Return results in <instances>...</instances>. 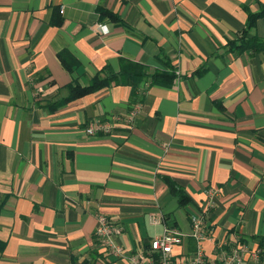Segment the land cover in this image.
I'll use <instances>...</instances> for the list:
<instances>
[{
    "label": "crops",
    "instance_id": "crops-1",
    "mask_svg": "<svg viewBox=\"0 0 264 264\" xmlns=\"http://www.w3.org/2000/svg\"><path fill=\"white\" fill-rule=\"evenodd\" d=\"M263 4L0 0V264H128L166 225L189 231L208 189L217 191L208 255L246 244L264 264V49L231 44L241 40L248 10ZM245 34L264 39V16ZM63 50L81 63L73 73L58 57ZM122 57L150 73L170 61L178 76L169 87L141 84L134 100L130 86L117 85L47 105L68 97L74 78L86 86L107 64L118 71ZM137 104L131 123L86 133L91 122L125 118ZM166 176L191 203L179 205ZM99 213L124 228L117 242L126 257L98 243ZM194 248L185 236L175 253Z\"/></svg>",
    "mask_w": 264,
    "mask_h": 264
},
{
    "label": "built area",
    "instance_id": "built-area-1",
    "mask_svg": "<svg viewBox=\"0 0 264 264\" xmlns=\"http://www.w3.org/2000/svg\"><path fill=\"white\" fill-rule=\"evenodd\" d=\"M98 26L107 27L104 24ZM139 108L140 105L137 104L125 118L116 115L110 120H95L86 126L85 131L88 134L110 133L114 127L113 122L122 120L125 123H131L139 112ZM216 194L215 189L207 190L206 204L199 212L190 216L189 231L184 232L177 227L166 225L164 232L153 238L147 248L140 247L128 256L122 245L117 242L124 228L103 213L97 215L96 239L108 254L116 257L127 256L128 264H246L249 258L253 260V264H262L260 252L251 250L246 244H230L228 247L222 244L216 248L215 255H208L203 242L212 237V227L208 223L207 214L214 205ZM152 221L160 222L155 217H152ZM185 236L195 241V248L179 259L175 253V247L183 244Z\"/></svg>",
    "mask_w": 264,
    "mask_h": 264
},
{
    "label": "trees",
    "instance_id": "trees-1",
    "mask_svg": "<svg viewBox=\"0 0 264 264\" xmlns=\"http://www.w3.org/2000/svg\"><path fill=\"white\" fill-rule=\"evenodd\" d=\"M100 14L102 17H107L119 25L126 26V22L117 12L100 8ZM263 16L264 4L260 10L256 12L248 10L246 30H244V34H242V38L238 41V43L234 41L231 42V44L234 45V48L238 50L251 49L254 51L264 49V39L257 36L248 37L245 34V32L254 28L257 20ZM52 23L60 25L62 23V19H56L54 17ZM58 57L63 67L70 73H73L81 66L78 58L69 50L60 51L58 53ZM165 64V70H157L150 73L149 68L145 64L122 57L120 59V69L118 71L115 70L112 65L107 64L102 69L98 70V72L90 80V83L86 86H82L78 79L74 78L67 86L69 89V96L59 102L48 103L47 105H53L56 108L71 100L78 99L102 88L117 85L130 86L132 88L131 99L134 100L137 97V91L140 85L147 81H150L152 84L167 87L173 85L178 76L176 67L170 61H165ZM164 179L168 183L171 193L178 198V203L181 207L191 203L192 199L183 186L179 185L169 176L164 177ZM4 247L5 242L0 240V252H3Z\"/></svg>",
    "mask_w": 264,
    "mask_h": 264
}]
</instances>
